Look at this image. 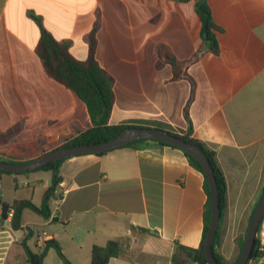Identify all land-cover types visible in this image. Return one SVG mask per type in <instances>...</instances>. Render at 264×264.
Masks as SVG:
<instances>
[{"label": "crops", "instance_id": "obj_1", "mask_svg": "<svg viewBox=\"0 0 264 264\" xmlns=\"http://www.w3.org/2000/svg\"><path fill=\"white\" fill-rule=\"evenodd\" d=\"M208 3L223 30L220 50L195 58L205 50L195 0H0V133L20 128L0 145V161L26 163L92 126L86 104L47 74L36 49L45 30L86 60L93 33L115 94L109 124L183 136L188 112L190 137L215 152L227 187L215 253L232 264L264 189V0ZM28 174L38 186L20 188L24 174L0 173V207L41 205L53 174ZM59 177L50 217L22 215L17 241L31 229L35 252L41 237L57 241L72 264H91L94 246L126 240L108 264H172L177 245L200 246L209 196L180 148L150 143L73 156ZM259 235L264 247V219ZM54 253L44 264H63Z\"/></svg>", "mask_w": 264, "mask_h": 264}, {"label": "trees", "instance_id": "obj_2", "mask_svg": "<svg viewBox=\"0 0 264 264\" xmlns=\"http://www.w3.org/2000/svg\"><path fill=\"white\" fill-rule=\"evenodd\" d=\"M178 1H188V0H178ZM195 10L198 17L202 23V39L204 43V49L199 51L195 55V58L201 56L204 52H211L213 54H218L220 50L218 34L222 33L223 30L217 26L212 17L211 7L208 3V0H195ZM97 47V39L92 33L89 36V55L86 60H79L75 58L69 51V45L65 42L57 41L49 32L43 30L39 43L37 45L36 54L41 60V63L47 72V74L52 77L54 80L63 84L66 88L71 90L76 94L87 106L92 126L81 132L79 135L67 139L60 148H70L82 145H93L100 144L120 135L126 129L134 128L127 125H111L109 124V119L115 103V94L113 91V85L109 75L104 69L97 63L95 59V51ZM171 63L175 65V61L170 59ZM187 121L189 122V129L186 135L180 136L183 140L197 145L201 151L207 157L212 169L214 170L215 179L217 182L218 188V197H219V206L220 211L222 212L225 208V197H226V181L219 170L216 159L215 152L206 148L200 141L191 138L192 133V124L188 117V112L185 114ZM20 128L15 127L5 133H0V145L7 144L11 141L19 132ZM176 135V134H173ZM179 136V135H177ZM150 143H157L159 145H168L166 143L150 140V139H141L134 142H131L125 146L127 147H145ZM172 146V145H171ZM175 147V146H173ZM110 152V151H109ZM107 152L97 153L95 155H104ZM185 155L189 159L190 164L200 171L205 177V190L209 196L205 213H204V222L205 228L203 233V238L200 243V246L197 249L188 248L182 245H177L176 251L172 258V264H178L177 255L182 253L185 255L186 259L194 264H209L205 252L204 244L206 239V233L210 226L211 222V204H210V189L208 185L207 178L203 172L201 165L193 157L189 156L188 153L184 151ZM66 159L59 160L57 162H50L45 166L33 170L27 171L25 173H19L17 175L28 174L35 171H50L53 174L51 186L44 192L43 199L40 206L35 205L30 200H17L11 205L3 204V215H6V212L13 210V219L10 223V228L13 231L23 230L22 225V215L25 210H29L44 219H48L51 215L50 201L55 197L59 185V166ZM14 163V162H11ZM0 173L13 174L12 172L0 170ZM263 194L260 199L262 200ZM258 202V204L260 203ZM257 204V206H258ZM256 206V208H257ZM255 208V209H256ZM252 218V217H251ZM264 217L262 218L260 225L258 227L257 233H260L261 224ZM33 235V231L28 229L27 235L21 241V246L24 249L27 260L30 264H44V259L47 255V252L50 249H54L62 260L63 264H72L63 254L62 248L59 243L55 240L45 241L41 251H33L28 246V240ZM218 238V233H216L213 241V254L217 259L219 264H225L222 259L215 253V243ZM246 234L240 236L237 240L240 255L238 259L232 263L237 264L245 244ZM123 253V245L120 240H109L105 246H94L92 249L91 264H108L111 258L119 257ZM264 257V247L262 245L261 239H256L250 258L247 264H250L252 259H261Z\"/></svg>", "mask_w": 264, "mask_h": 264}, {"label": "water", "instance_id": "obj_3", "mask_svg": "<svg viewBox=\"0 0 264 264\" xmlns=\"http://www.w3.org/2000/svg\"><path fill=\"white\" fill-rule=\"evenodd\" d=\"M141 139L157 140L168 145L180 148L186 153H188L189 156L193 157L196 161H198V163L201 165L208 181L211 204V222L206 233L204 252L209 264H219L213 254V241L217 233L218 223L221 216L218 188L214 170L212 169L207 157L201 151V149L197 145L183 140L180 136L173 135L172 133L161 129L134 127L126 129L124 132H122L120 135L113 138L112 140L100 144L54 149L52 151L45 152L36 159H33L26 163H8L0 161V170L12 172L14 175H17L19 173H25L27 171L39 169L50 162H57L59 160L68 159L73 156L109 152L113 149L123 147L131 142ZM263 217L264 196L258 204L257 208L255 209L253 216L250 220L246 233L244 248L237 264H247L254 243L256 239L260 238V235L257 233V231Z\"/></svg>", "mask_w": 264, "mask_h": 264}, {"label": "rangeland", "instance_id": "obj_4", "mask_svg": "<svg viewBox=\"0 0 264 264\" xmlns=\"http://www.w3.org/2000/svg\"><path fill=\"white\" fill-rule=\"evenodd\" d=\"M24 175L25 176L22 177L20 176L18 178L20 188H23L25 186V183H30L31 187H36L39 185V183L33 182L32 176H29V178L26 180V176H28L29 174H24ZM38 200L39 198L37 197L35 202L38 203L39 202ZM8 228H9L8 225L4 228L0 227V245H1L0 264H27L24 249L17 241L19 238L23 236L22 230L14 232ZM125 243L126 240H123L122 245L124 246ZM123 251L125 252L124 248ZM53 255L50 256V259L51 257H54V259H58L56 253H54ZM176 260L178 264H194L189 262L186 259L185 255H183L182 253H179L177 255Z\"/></svg>", "mask_w": 264, "mask_h": 264}, {"label": "built area", "instance_id": "obj_5", "mask_svg": "<svg viewBox=\"0 0 264 264\" xmlns=\"http://www.w3.org/2000/svg\"><path fill=\"white\" fill-rule=\"evenodd\" d=\"M13 210H9L6 212V215H3V208L0 207V227H4L7 223H11L13 219ZM45 241L41 238L38 237V247L41 248L44 245ZM250 264H258L257 259H252L250 260Z\"/></svg>", "mask_w": 264, "mask_h": 264}]
</instances>
